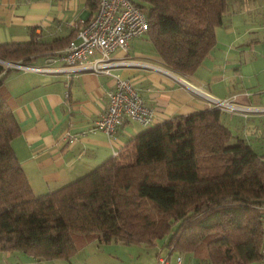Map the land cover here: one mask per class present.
<instances>
[{"label":"trees","instance_id":"16d2710c","mask_svg":"<svg viewBox=\"0 0 264 264\" xmlns=\"http://www.w3.org/2000/svg\"><path fill=\"white\" fill-rule=\"evenodd\" d=\"M230 1L134 0L146 13L155 51L181 75L192 74L213 48ZM69 40L43 43L32 34L0 43V60L22 61ZM9 69L0 62V250L52 259L93 239L149 246L162 240L204 253L208 264L262 258L264 153L232 133L222 109L149 125L86 174L37 195L11 145L20 126L3 85Z\"/></svg>","mask_w":264,"mask_h":264},{"label":"crops","instance_id":"0c3cea01","mask_svg":"<svg viewBox=\"0 0 264 264\" xmlns=\"http://www.w3.org/2000/svg\"><path fill=\"white\" fill-rule=\"evenodd\" d=\"M91 1L0 0V43L27 41L32 34L43 43L72 39L76 26L94 15ZM214 34L213 48L190 75L169 69L146 35L111 53V74L66 70L60 57L66 46L10 61L19 65L10 66L3 85L20 126L11 145L33 192L48 193L86 174L147 127L126 120L113 135L92 129L107 106L113 75L133 82L154 110L153 124L211 108L208 95L226 99L237 109L222 110L223 123L264 153V0H231ZM66 133L75 139L63 138ZM160 256L169 264L209 263L202 252L165 243L93 239L67 258L0 250V264H155ZM248 264H264V248L262 258Z\"/></svg>","mask_w":264,"mask_h":264},{"label":"built area","instance_id":"2783aa9c","mask_svg":"<svg viewBox=\"0 0 264 264\" xmlns=\"http://www.w3.org/2000/svg\"><path fill=\"white\" fill-rule=\"evenodd\" d=\"M94 15L75 28L74 37L69 40L60 57L66 70H91L96 73L111 74L115 64L111 53L116 49H126L129 40L146 34L147 16L134 0H96ZM14 63L7 64L8 67ZM15 63L14 65H16ZM19 65V64H17ZM114 84L107 91V106L94 121L92 129H100L113 135L124 121H136L143 126L152 125L154 110L147 106L139 90L128 78L113 75ZM212 107L232 111L236 106L226 99L207 96ZM63 138L75 139L66 133ZM156 264H169L165 257H158Z\"/></svg>","mask_w":264,"mask_h":264},{"label":"rangeland","instance_id":"374dc122","mask_svg":"<svg viewBox=\"0 0 264 264\" xmlns=\"http://www.w3.org/2000/svg\"><path fill=\"white\" fill-rule=\"evenodd\" d=\"M1 62V61H0ZM2 63V62H1ZM4 64V63H3ZM6 65V64H5ZM6 66H8V65H6ZM228 127H229V129L232 131V133L233 134H238L237 133V131L235 130V129H233V126L232 125H227ZM231 141H233V140H231ZM253 144V146L255 147V144L254 143H252ZM256 148V147H255ZM259 150L261 149V148H258ZM262 150H264V149H262ZM174 226H173V229L172 230H174ZM161 243H163V241L162 240H158V242H157V244H161ZM156 244V245H157Z\"/></svg>","mask_w":264,"mask_h":264},{"label":"water","instance_id":"95a60500","mask_svg":"<svg viewBox=\"0 0 264 264\" xmlns=\"http://www.w3.org/2000/svg\"><path fill=\"white\" fill-rule=\"evenodd\" d=\"M2 63H4V64H11V63H13V62H10V61H5V60H0Z\"/></svg>","mask_w":264,"mask_h":264}]
</instances>
